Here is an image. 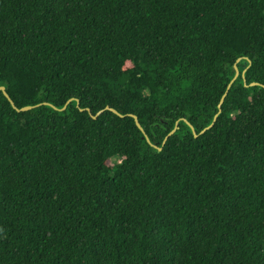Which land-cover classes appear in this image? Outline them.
<instances>
[{
    "label": "trees",
    "instance_id": "obj_1",
    "mask_svg": "<svg viewBox=\"0 0 264 264\" xmlns=\"http://www.w3.org/2000/svg\"><path fill=\"white\" fill-rule=\"evenodd\" d=\"M0 86V264H264V0H0Z\"/></svg>",
    "mask_w": 264,
    "mask_h": 264
},
{
    "label": "water",
    "instance_id": "obj_2",
    "mask_svg": "<svg viewBox=\"0 0 264 264\" xmlns=\"http://www.w3.org/2000/svg\"><path fill=\"white\" fill-rule=\"evenodd\" d=\"M239 59V58H238ZM237 59V60H238ZM233 68H234V70H235V74H234V78L237 76V74H238V71H237V68H236V66L235 65H233ZM233 78V79H234ZM252 84H256L255 82H251L250 83V85H252ZM228 86H229V84H228ZM0 90H2V92L5 94V96L8 98V100L10 101V103L12 104V101L10 100V98H9V96L7 95V93L4 91V87H2V86H0ZM226 93V92H225ZM225 93L222 95V97L220 98V101H219V104H218V107H220V104L222 103V101H223V98H224V95H225ZM13 105V104H12ZM13 107H14V105H13ZM15 108V107H14ZM30 108V106H23V107H21V108H15V109H17V110H26V109H29ZM104 109H106V110H110V111H112V112H114V113H116V114H119L115 109H113V108H111V107H108V106H105L104 107ZM102 110H99L95 115H93V117H96V115H98L100 112H101ZM130 116L133 118V120H134V123H135V125L137 126V128L138 129H140L143 133H144V131H143V129H142V127L140 126V124H139V122H138V120H137V117L134 115V114H130ZM215 117H216V115L214 116V118H213V120L215 119ZM189 124V123H188ZM213 124V122L209 125V126H207L206 128H204L200 133H202L204 130H206L207 128H209L211 125ZM189 126L191 127V129H192V126L189 124ZM176 129V126L165 136V138L163 139V140H165L170 134H172L173 132H174V130ZM192 132L194 133V135H196L195 134V131L192 129ZM143 137L148 141V138H147V136H146V134H144L143 135ZM158 149H160V148H158Z\"/></svg>",
    "mask_w": 264,
    "mask_h": 264
}]
</instances>
